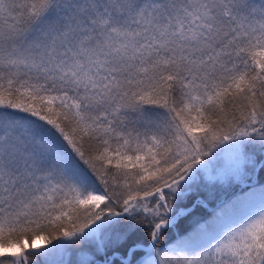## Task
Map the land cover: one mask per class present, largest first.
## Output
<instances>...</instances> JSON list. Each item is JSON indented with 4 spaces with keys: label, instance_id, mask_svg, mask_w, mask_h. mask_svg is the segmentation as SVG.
I'll return each mask as SVG.
<instances>
[{
    "label": "snow or ice",
    "instance_id": "snow-or-ice-1",
    "mask_svg": "<svg viewBox=\"0 0 264 264\" xmlns=\"http://www.w3.org/2000/svg\"><path fill=\"white\" fill-rule=\"evenodd\" d=\"M38 258L264 264V0H0V264Z\"/></svg>",
    "mask_w": 264,
    "mask_h": 264
},
{
    "label": "rangeland",
    "instance_id": "rangeland-1",
    "mask_svg": "<svg viewBox=\"0 0 264 264\" xmlns=\"http://www.w3.org/2000/svg\"><path fill=\"white\" fill-rule=\"evenodd\" d=\"M237 191H238V189H237ZM205 210H208V211H211L212 212V210H213V204H208V207L205 209ZM205 210H203V209H198L197 210V212H196V215L198 216H205L206 215V211ZM203 213V214H202ZM41 244H42V248L43 247H50V246H48V245H46L44 242H41ZM65 259H69V260H72V261H74L75 260V255L72 253V252H69L67 255H66V257H65Z\"/></svg>",
    "mask_w": 264,
    "mask_h": 264
},
{
    "label": "trees",
    "instance_id": "trees-1",
    "mask_svg": "<svg viewBox=\"0 0 264 264\" xmlns=\"http://www.w3.org/2000/svg\"><path fill=\"white\" fill-rule=\"evenodd\" d=\"M203 210H205V209H203ZM205 211H206V214L211 213V211H208V210H205ZM41 250H43V248H41ZM38 264H43V262L40 260V258H38Z\"/></svg>",
    "mask_w": 264,
    "mask_h": 264
},
{
    "label": "bare ground",
    "instance_id": "bare-ground-1",
    "mask_svg": "<svg viewBox=\"0 0 264 264\" xmlns=\"http://www.w3.org/2000/svg\"><path fill=\"white\" fill-rule=\"evenodd\" d=\"M237 191V190H236ZM203 214V213H202Z\"/></svg>",
    "mask_w": 264,
    "mask_h": 264
}]
</instances>
